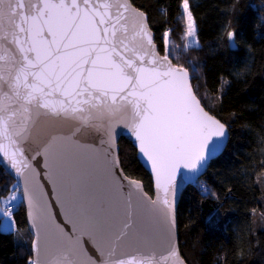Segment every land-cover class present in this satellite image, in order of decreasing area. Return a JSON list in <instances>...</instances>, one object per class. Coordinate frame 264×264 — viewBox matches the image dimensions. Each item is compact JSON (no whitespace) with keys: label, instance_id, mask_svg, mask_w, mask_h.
I'll return each instance as SVG.
<instances>
[{"label":"water","instance_id":"95a60500","mask_svg":"<svg viewBox=\"0 0 264 264\" xmlns=\"http://www.w3.org/2000/svg\"><path fill=\"white\" fill-rule=\"evenodd\" d=\"M229 135L131 0H0V165L33 264H187L181 195ZM122 137L152 195L124 172Z\"/></svg>","mask_w":264,"mask_h":264},{"label":"trees","instance_id":"16d2710c","mask_svg":"<svg viewBox=\"0 0 264 264\" xmlns=\"http://www.w3.org/2000/svg\"><path fill=\"white\" fill-rule=\"evenodd\" d=\"M144 11L159 51L174 47L176 65L190 71L203 106L229 129L228 144L207 172L188 185L178 205L180 251L187 264H264V0H131ZM187 3L198 46L183 48ZM234 35L232 47L230 35ZM168 56V55H167ZM127 176L153 194L150 174L133 144L121 138ZM15 180L0 165V206ZM239 186L247 197L231 196ZM227 200L218 219L203 216V202ZM15 231L0 229V264H33L23 201L13 211ZM0 216V225H1Z\"/></svg>","mask_w":264,"mask_h":264},{"label":"rangeland","instance_id":"374dc122","mask_svg":"<svg viewBox=\"0 0 264 264\" xmlns=\"http://www.w3.org/2000/svg\"><path fill=\"white\" fill-rule=\"evenodd\" d=\"M183 20L186 24V32L184 35V41H183V48H189L192 46H198L199 42L196 36V26H195V21L194 18L191 14V12L188 10L187 3H184L183 6ZM175 48H168L166 50V54L172 57L176 56V52L174 50ZM230 195L231 196H239V197H247L246 194L244 193L243 189L239 186L233 187L230 190ZM248 198V197H247ZM20 200L23 201L22 199V194H21V189L20 186L16 183L14 187V191L8 196V198L3 202V205L0 206V216L2 217L1 219V225L0 229L5 232H10V231H15V222L13 218V211L14 208H16L17 204L20 202ZM249 204H250V209L251 210H256L257 206L251 202V200L248 198ZM228 207L227 200L223 203H218L213 199H206L203 202V216L207 220H213V219H218L216 211L218 209H225Z\"/></svg>","mask_w":264,"mask_h":264}]
</instances>
